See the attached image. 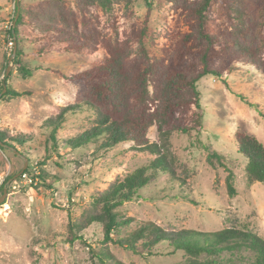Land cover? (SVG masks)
<instances>
[{
    "label": "trees",
    "instance_id": "obj_1",
    "mask_svg": "<svg viewBox=\"0 0 264 264\" xmlns=\"http://www.w3.org/2000/svg\"><path fill=\"white\" fill-rule=\"evenodd\" d=\"M135 1L39 0L27 5L17 0L13 25L5 30L7 37L13 39L14 48L17 47L15 57L11 60L13 49L10 60L22 78L46 68L77 86L74 101L58 108L55 115L42 123L48 130L50 148L55 151L60 148L62 139L58 132L68 115L88 110L93 116L91 126L63 140L64 145L80 148L93 144L92 153L100 157L130 143L129 147L137 152L154 156L123 178H116L106 189L95 192L78 217L69 214L68 240L87 243L85 230L92 224L100 225L103 239L99 248L90 246V264H121L111 244L143 255L163 253L158 247L166 244L171 248L169 254L184 253L180 264H264V236L254 230L250 222L201 231L168 230L154 222L141 221L137 228L122 234V228L130 226L134 218L120 210L126 202L142 197V189L157 181L162 173L173 181L177 179L185 188L187 178L177 174L170 141L175 133L202 132L204 112L198 82L204 76L214 75L224 80L238 65H251L264 75V0H167L173 11L181 15L187 29H179L168 37L171 42L161 47V55L151 50L155 42L150 24L153 2L145 0L147 12L138 22L133 9ZM116 7H122L123 16L127 18L122 24H119ZM97 10L105 14L104 20ZM218 16H223L224 20L218 22ZM25 25L37 33L32 39L40 42L35 51L37 56L54 50L94 54L103 47L107 57L71 74L43 65L30 66L22 58L21 32ZM3 72L5 76L1 78ZM11 76L6 59L0 65V99H22L32 94L30 90L15 89L9 83ZM238 95L258 106L243 94ZM261 114L264 115L263 110ZM153 126L161 142L149 138ZM26 141L25 137L0 126L2 149L15 148ZM235 143L238 153L248 160L245 166L248 184L264 183V142L251 133L238 131ZM202 144L208 151L211 166L225 165L223 154L212 144ZM45 163L46 159L39 163L38 177L51 188L49 174L43 167ZM29 167L25 168V173ZM13 175L4 181L2 193ZM226 185L229 196H236L232 170L226 176Z\"/></svg>",
    "mask_w": 264,
    "mask_h": 264
},
{
    "label": "rangeland",
    "instance_id": "obj_2",
    "mask_svg": "<svg viewBox=\"0 0 264 264\" xmlns=\"http://www.w3.org/2000/svg\"><path fill=\"white\" fill-rule=\"evenodd\" d=\"M16 1L0 0V65L8 59L12 75L9 83L19 91L30 90L32 94L22 99H0V126L27 139L24 145L15 148L0 147V182L14 174L7 183L9 192L5 199L1 200L2 192L0 195V264H90V246L99 248L102 229L92 224L85 230L87 243L70 242L69 214L78 217L95 192L106 189L116 178H123L154 156L137 152L129 147L130 143L100 157L92 153L93 144L80 148L64 145L63 140L91 126L93 116L88 110L68 115L58 132L62 139L60 148L58 151L50 148L48 130L42 123L55 115L58 108L74 101L77 86L46 68L34 70L28 78L21 77L10 61L7 44L11 38L5 31L11 28ZM22 1L28 5L39 0ZM152 2L150 24L155 45H151V50L161 55V47L171 42L168 37L179 29L186 30L187 26L167 0ZM133 9L140 22L147 12L146 1L136 0ZM97 11L104 20L105 14ZM116 12L122 24L127 19L122 7H116ZM217 20L222 22L224 17L218 16ZM36 34L29 26H22V58L30 66L43 65L71 74L107 57L103 47L94 54L54 50L37 56L35 51L40 42L32 41ZM4 76L3 72L1 78ZM198 85L204 112L203 130L200 134L195 131L175 133L170 141L177 174L187 178L185 188L177 179L173 181L168 174H160L157 181L142 189V197L120 207L122 213L134 218L130 226L122 228V234L137 228L141 221H151L168 230L201 231H215L246 221L264 236V183L248 184L245 175L248 160L238 153L235 143L238 131L251 133L264 142V115L261 114V110L264 111V75L251 65H238L224 80L206 75ZM239 93L258 106L243 100ZM148 136L161 142L155 126ZM201 142L212 144L223 154L225 165L211 166L207 160L208 151ZM44 159L43 167L49 174L51 188L38 177L39 163ZM25 167H29L26 173L37 179L35 184L19 181ZM230 170L234 173L237 189L234 197L229 196L226 185ZM187 195L189 197H185ZM110 247L121 264H180L185 258L181 251L169 254L171 248L166 244L159 245L163 253L155 255L137 254L114 244Z\"/></svg>",
    "mask_w": 264,
    "mask_h": 264
},
{
    "label": "built area",
    "instance_id": "obj_3",
    "mask_svg": "<svg viewBox=\"0 0 264 264\" xmlns=\"http://www.w3.org/2000/svg\"><path fill=\"white\" fill-rule=\"evenodd\" d=\"M14 16H15V12L13 14V17ZM12 25H13V22H11L10 27ZM7 48L9 50V53H12V51L14 49V41H13V39H10V41L7 44ZM19 179H20L19 181L23 182L24 184H35L37 182L36 178H34L33 176H31L30 174L25 173V172L21 174ZM3 183H4L3 181L0 182V195H1V187L4 185ZM6 187H7V185H6ZM14 187H16V186H14Z\"/></svg>",
    "mask_w": 264,
    "mask_h": 264
},
{
    "label": "water",
    "instance_id": "obj_4",
    "mask_svg": "<svg viewBox=\"0 0 264 264\" xmlns=\"http://www.w3.org/2000/svg\"><path fill=\"white\" fill-rule=\"evenodd\" d=\"M16 51H17V47L15 46V48H14V53H13V55H12V57H11V60L15 57V55H16ZM10 60V61H11ZM10 68H11V65H9L8 66V73H9V70H10ZM6 91V88L4 89V91L3 92H5ZM2 95V93L0 94V96ZM26 166H27V164H26ZM26 168V167H25ZM19 174H21V172L19 173ZM11 180H9V182H10ZM8 182V183H9ZM6 195H7V188H5V190H4V193H3V196H2V199L1 200H4L5 199V197H6Z\"/></svg>",
    "mask_w": 264,
    "mask_h": 264
}]
</instances>
